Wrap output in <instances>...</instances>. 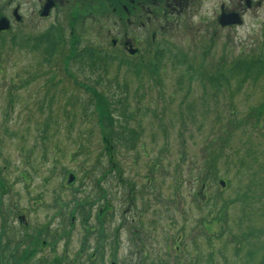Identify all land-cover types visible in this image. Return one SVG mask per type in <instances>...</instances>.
I'll use <instances>...</instances> for the list:
<instances>
[{
    "label": "rangeland",
    "instance_id": "1",
    "mask_svg": "<svg viewBox=\"0 0 264 264\" xmlns=\"http://www.w3.org/2000/svg\"><path fill=\"white\" fill-rule=\"evenodd\" d=\"M224 1L125 28L147 43L136 58L112 48L108 14H26L0 37L14 264H264V68L231 70L264 60V0L232 28L213 13Z\"/></svg>",
    "mask_w": 264,
    "mask_h": 264
},
{
    "label": "flooded vegetation",
    "instance_id": "2",
    "mask_svg": "<svg viewBox=\"0 0 264 264\" xmlns=\"http://www.w3.org/2000/svg\"><path fill=\"white\" fill-rule=\"evenodd\" d=\"M226 1L221 2L213 12L216 20L221 15L230 14L238 15V19L242 20L245 12L253 5V0H235L234 7L230 8L229 2L225 4ZM256 3L258 6L261 5L260 0ZM197 5H199L198 0H0V20H4L8 27L7 30L0 31V37L21 26L26 14L38 19H46L51 15H69V13L75 16L108 14L113 17V25L123 31L121 37L112 41V48L130 58H136L146 50L147 43L144 37H129L127 33L129 29L138 27V30H145L147 25L149 27L152 21H156V17L163 19L165 25L168 22H176L173 23L175 26L182 16L195 13ZM232 27L235 26L227 28ZM52 28L50 26V29ZM125 28L127 31L124 30ZM154 35H150L149 44L155 42L156 35ZM129 51H133V54Z\"/></svg>",
    "mask_w": 264,
    "mask_h": 264
},
{
    "label": "trees",
    "instance_id": "3",
    "mask_svg": "<svg viewBox=\"0 0 264 264\" xmlns=\"http://www.w3.org/2000/svg\"><path fill=\"white\" fill-rule=\"evenodd\" d=\"M93 54H94L93 51H91L90 49H84L82 52H80L76 55V57L79 56L77 61L79 63H82L83 60H85L86 58L89 59L90 57L93 56ZM262 68H264V60L263 61H257L255 59H250V60L240 59L233 64L231 70L236 72V73L237 72L243 73L245 71L247 73H252L253 71L261 70ZM119 136L120 137H117L118 141L124 143V141H125L124 137H126V136L122 133H120ZM135 138H136V136L133 135L130 139L128 138V140L130 142H133ZM107 145H108V147L106 148V151L109 152L108 155L110 157V153H112L114 143L109 141ZM111 165H110V168L113 167ZM0 234H2V242H1V246H0V251H1V253H3L2 257L0 258V262L3 261L4 263H6V261L10 260V261H12L11 264H14L15 259L13 257H8L7 254H5V253H10V250L12 249L11 243H9L12 238L14 239L15 236H18L21 239L22 237L19 234H14V231L12 232V230H10V229L1 230ZM4 237L7 240L6 242H3Z\"/></svg>",
    "mask_w": 264,
    "mask_h": 264
},
{
    "label": "water",
    "instance_id": "4",
    "mask_svg": "<svg viewBox=\"0 0 264 264\" xmlns=\"http://www.w3.org/2000/svg\"><path fill=\"white\" fill-rule=\"evenodd\" d=\"M237 15L230 14V15H222L219 17V24L221 26H227V25H233V24H239L240 21L237 19ZM6 29V25H4L3 21H0V30ZM72 181V177L69 178V183ZM221 186L224 187V183L221 182ZM114 264V263H112Z\"/></svg>",
    "mask_w": 264,
    "mask_h": 264
}]
</instances>
